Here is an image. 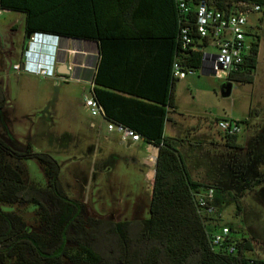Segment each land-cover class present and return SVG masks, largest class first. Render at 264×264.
I'll return each mask as SVG.
<instances>
[{
  "label": "trees",
  "instance_id": "trees-1",
  "mask_svg": "<svg viewBox=\"0 0 264 264\" xmlns=\"http://www.w3.org/2000/svg\"><path fill=\"white\" fill-rule=\"evenodd\" d=\"M240 1L264 8V0H182L184 12L178 0H0V9L22 12L23 39L41 32L95 41L99 57L92 94L104 119L133 129L157 148L148 215L113 221L85 215L83 203L66 195L50 154L32 152L29 143L14 150L0 138V264H264L250 255L247 238L233 239L231 254L213 250L207 231L216 224L205 222L194 202L196 191L211 186L214 201L228 197L239 211L242 193L264 183V169H258L264 160V132L247 148L238 144L237 135L222 133V157L201 159L206 183L188 169L187 151L195 152L199 143L187 142L185 153L179 149L183 138L163 133L167 113L175 109L173 62L192 71L200 68L198 48L206 40L194 29L195 6L204 2L223 9ZM182 28L191 38L184 47ZM257 49L258 42H251L226 79L252 82ZM5 102L0 87V107ZM250 114L238 121L247 124ZM23 158L38 163L44 186L26 180ZM29 204L34 206L31 225L2 208Z\"/></svg>",
  "mask_w": 264,
  "mask_h": 264
},
{
  "label": "rangeland",
  "instance_id": "rangeland-1",
  "mask_svg": "<svg viewBox=\"0 0 264 264\" xmlns=\"http://www.w3.org/2000/svg\"><path fill=\"white\" fill-rule=\"evenodd\" d=\"M14 24L15 30L11 31ZM22 24V12L0 9V87L6 98L0 107V138L14 150L22 151L29 143L32 152L50 154L59 165L62 189L83 203L85 215L113 221L146 217L153 165L145 167L139 161L149 154L145 144L139 140L126 145L115 130L107 132L99 116L90 115L83 104V94L88 93L85 81L78 82L72 75L58 79L14 70L12 65L19 64L22 54ZM244 39L248 45L258 42L252 82L231 81L230 93L223 97L219 88L224 79L193 68L174 84V110L179 115H174L172 133L184 139L179 147L182 152L188 150L187 142L199 143L195 152L187 151L188 169L193 178L203 183L206 167L201 159L221 158L224 152L218 120L240 124L236 135L243 148L264 132V8L247 14ZM208 44L207 41L204 51L213 53L214 47ZM249 112L248 123H240L238 120ZM164 134L170 135L168 127ZM109 153L118 158L108 170L103 162ZM22 163L26 180L44 186L38 163L33 158H23ZM258 169H264V160ZM239 200L240 210L235 211L231 199L218 196L213 201L220 213L215 223L230 226L232 239H249L250 255L264 259V183L245 190ZM2 208L15 211L27 224L33 222L31 204Z\"/></svg>",
  "mask_w": 264,
  "mask_h": 264
},
{
  "label": "built area",
  "instance_id": "built-area-1",
  "mask_svg": "<svg viewBox=\"0 0 264 264\" xmlns=\"http://www.w3.org/2000/svg\"><path fill=\"white\" fill-rule=\"evenodd\" d=\"M179 1V7L184 11L187 8ZM194 29L196 34L204 38L209 45L214 47V52H205L204 46L198 49L202 51L200 69L202 71L214 73L216 75H228L235 70L243 61L249 45L245 43L246 35V16L251 12L260 10L259 5L250 2H232L223 9L215 8L200 2L195 6ZM188 29H181L182 47L191 42L188 36ZM51 38L57 41V35L44 34L41 32H32L28 38V46L22 51V60L19 64L12 65L14 70L21 69L25 72L42 76L53 77L55 75L56 61H52L49 55L55 47L48 49L41 59L40 52L30 51L31 45L38 47L43 44L45 38ZM50 48V45H48ZM22 65V66H21ZM178 62L172 64V75L176 78H183L186 72H190ZM205 72V71H204ZM93 83L88 82V93L83 94V104L88 108L91 116L104 118L102 106L96 101L92 94ZM106 121V120H105ZM92 125V124H91ZM218 130L227 135H236L240 131V124L237 121L221 119L216 122ZM108 131L115 130L119 134V140L124 142H135L142 140L141 136L133 129L115 122L106 121ZM214 190L211 186L201 188L194 193V202L197 213L205 219V222L213 225L215 219L220 217L214 204ZM230 229L227 225H216L211 231H207L208 242L213 250L223 251L231 254L235 251V241L230 236Z\"/></svg>",
  "mask_w": 264,
  "mask_h": 264
},
{
  "label": "crops",
  "instance_id": "crops-1",
  "mask_svg": "<svg viewBox=\"0 0 264 264\" xmlns=\"http://www.w3.org/2000/svg\"><path fill=\"white\" fill-rule=\"evenodd\" d=\"M16 25H12L11 26V31L15 30ZM22 30H21V41H20V51L24 50L27 46H28V40L25 43V48L23 47V49L21 48V42L23 39V24L21 26ZM24 45V42H23ZM48 45H50V48H48ZM57 46L56 49V54H55V60H56V67H58L59 65V61H64L67 63V70L70 71L69 75H72L73 78L76 81H85L86 83L88 82H92L93 83V87L96 86L94 80H93V76H94V71H95V67L96 64L98 62V51H97V44L95 41H91V40H84V39H78V38H69V37H62L59 36L57 41H55L54 39L45 38V41L43 42L42 45H40L38 47V45L34 46L31 45V47H29L30 51L34 50L36 52H40L41 55V59L44 58V56L46 55V53L49 54V50L53 47ZM208 46H211L208 44ZM15 49V48H14ZM215 50V49H213ZM132 52L130 51L129 56L132 57ZM22 60L21 56L18 59V61L20 62ZM205 72H207L206 70H204ZM28 73V72H27ZM69 75H61L58 74L57 72H55V75L53 76L54 78H58V79H64L65 77H68ZM115 75V74H114ZM120 78L127 76L131 77L130 74H124V73H119ZM125 79V78H124ZM127 80V79H126ZM112 91L115 95H123L126 96V94H123L122 92H118L116 90H110ZM175 102V100H174ZM104 111V109H103ZM174 115L177 116L179 115V113L176 110H170L167 113V119L164 121L163 123V133L165 130V127H168L170 130V135L169 136H173L172 133V129H171V123H175L176 121H174ZM100 121L105 122L106 121L104 118L100 117ZM92 124V125H91ZM94 124L91 122L90 126H93ZM107 130V129H106ZM113 131V130H110ZM107 130V132H110ZM91 132V131H90ZM91 136L93 137V134L91 133ZM97 137V135L95 136ZM145 144V148L148 150L149 154L146 157L141 158V160H139L143 166L148 167L150 164L153 165V169H154V160H155V156H156V152H157V148L151 144L145 143L143 140H140ZM136 142V141H135ZM126 145H130L133 142H125ZM110 154V153H109ZM108 154V155H109ZM115 156L113 159H110V157H107V159H105V161L103 162V166L106 169H110V164H112L114 159L118 158V155H116L115 153H113ZM149 156V157H148ZM153 169H152V179H153ZM151 184H152V180H151ZM117 221V220H116Z\"/></svg>",
  "mask_w": 264,
  "mask_h": 264
},
{
  "label": "water",
  "instance_id": "water-1",
  "mask_svg": "<svg viewBox=\"0 0 264 264\" xmlns=\"http://www.w3.org/2000/svg\"><path fill=\"white\" fill-rule=\"evenodd\" d=\"M29 35H30V33H27L24 36V39H23V42H24V46L23 47L24 48L26 46L25 43L28 40ZM66 68H67V63L64 62V61H59V65H58V67L55 68V72H57L58 74H61V75H69L70 71L67 70ZM210 75H215V76H218V77L224 79V81L220 85L219 93L223 97L229 95L232 82L230 80H227L226 76L223 73L220 74V75H216L214 73H210ZM153 172H154V169H153Z\"/></svg>",
  "mask_w": 264,
  "mask_h": 264
},
{
  "label": "clouds",
  "instance_id": "clouds-1",
  "mask_svg": "<svg viewBox=\"0 0 264 264\" xmlns=\"http://www.w3.org/2000/svg\"><path fill=\"white\" fill-rule=\"evenodd\" d=\"M58 36V35H57ZM55 54H56V49L52 52L51 51V53L49 54V55H51L52 56V61H56L55 60Z\"/></svg>",
  "mask_w": 264,
  "mask_h": 264
},
{
  "label": "flooded vegetation",
  "instance_id": "flooded-vegetation-1",
  "mask_svg": "<svg viewBox=\"0 0 264 264\" xmlns=\"http://www.w3.org/2000/svg\"><path fill=\"white\" fill-rule=\"evenodd\" d=\"M114 154L113 153H110L109 155H108V157H110V159H113L114 158Z\"/></svg>",
  "mask_w": 264,
  "mask_h": 264
}]
</instances>
